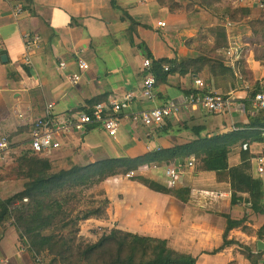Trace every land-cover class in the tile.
Segmentation results:
<instances>
[{
	"label": "crops",
	"instance_id": "1",
	"mask_svg": "<svg viewBox=\"0 0 264 264\" xmlns=\"http://www.w3.org/2000/svg\"><path fill=\"white\" fill-rule=\"evenodd\" d=\"M175 1L184 7L189 5V9L171 12L161 7L157 0H0V138L7 137L12 145L15 144L21 157L34 156L29 145L22 144L29 139L31 125L37 120L70 118L93 102L119 101L130 92L136 97L126 116L160 105L164 96L180 105L185 95L193 89L196 77L192 74L175 77L170 85L159 87L157 83L158 101L150 103L144 101L141 95L147 74L144 61L150 59L154 63L167 59L182 63L187 59H196L200 56L199 31L225 27L226 17L219 12L221 5L217 11H212L203 8L201 0ZM242 7L263 8L264 0H250ZM162 22L166 24L165 27L159 26ZM226 32L227 43L235 40L244 46L246 52L247 44H243V38L248 34L246 27L235 24ZM28 35L42 38L40 47L32 53V71L27 70L22 60L24 37ZM190 39H194L195 44L188 46L186 42ZM211 46L212 49L219 47L216 44ZM216 53L225 55L220 49ZM78 59L85 60L90 69L81 82L72 87L68 77L76 71ZM229 62L238 77L235 81L229 78L226 85L218 84L212 88L209 70L197 76L213 92L234 95L238 100L234 111L224 116L229 118L220 120L212 127L214 132L208 131L205 123L199 122L201 116L197 114H202L200 111L186 110L162 129L147 128L131 118H124L120 129L125 131L128 142L117 149L119 152L115 158L99 157L104 152L103 147L115 149L105 145L107 141L115 140L108 136L102 126L92 127L85 140L70 143L64 139L60 149L35 154L51 162L56 173L68 170L70 160L86 164L125 158L139 161L137 165H142L137 173L126 176L129 180L118 176L101 185L110 200L108 220L88 221L83 228L87 227L89 235L91 229L120 230L165 240L173 250L197 259L196 264H251L236 246L218 254L212 253L223 246L226 216L233 220L244 219L247 224V231L235 229L230 232L229 239L258 251L259 240L252 232L264 225V176L258 175L257 166L250 164L249 160L264 154V129L254 126L247 128V125L250 124L248 110L252 118L261 117L259 124L263 123L264 112L256 111L251 106L247 109L241 92V86L245 83L241 80L249 78L264 86V48L255 47L248 60L249 67L246 69L252 72V76L236 70L238 61ZM61 63H65L66 67L61 68ZM148 103L152 106H147ZM50 105L53 107L50 108ZM201 127L204 135L239 132L230 144L227 158L230 170L220 171L223 174L211 171L208 155L203 150L187 159L185 156H171L176 148L190 144L191 141L184 137L188 135V130L192 132ZM115 144L121 145L122 140ZM244 144L249 145V151L242 149ZM189 152L187 150L184 154ZM155 153H159L157 157ZM93 154L96 156L93 157ZM146 157L156 158L155 162L148 163ZM191 161L194 162L193 172L188 168ZM196 161H199L200 168H196ZM6 162L0 159V176L3 178L0 180L1 200L10 199L21 192L26 183L5 178L9 175L4 169ZM168 162L186 166L187 174L176 187L169 186L164 176ZM17 169L18 166L14 172ZM148 172L153 176L147 175ZM136 174L170 188L181 187L190 176L194 187L191 203L184 204L173 196L151 191L133 181ZM113 183H117L114 192L109 186ZM121 186L127 190L121 189ZM195 189H199L200 197H211L216 203L214 209L203 210L200 204L197 205ZM248 205L252 206L251 210ZM257 208L263 214L256 213ZM251 221L256 223L254 227ZM11 228L14 229L7 226L4 230L0 226V264H42L39 260L33 261L18 234L11 232ZM22 253L28 256L30 262L21 257ZM260 257L259 264H264V255Z\"/></svg>",
	"mask_w": 264,
	"mask_h": 264
},
{
	"label": "trees",
	"instance_id": "2",
	"mask_svg": "<svg viewBox=\"0 0 264 264\" xmlns=\"http://www.w3.org/2000/svg\"><path fill=\"white\" fill-rule=\"evenodd\" d=\"M157 1L161 7H166L171 12H183L189 9V5L184 7L175 0ZM223 2V0H201L200 5L212 11H217L221 5L219 12L222 17L225 16L234 25L243 24L246 27L248 34L243 38V44H247V48L243 59L237 62L236 70L252 76V72L246 68L249 67L248 60L252 56L253 49L255 47L264 48V7H234L229 4L223 5ZM198 42L200 43L198 44L200 56L196 59H187L182 63L167 59L154 61L153 75L158 87L170 85L175 77H185L189 74L197 77L206 70H209V82L212 88H216L218 84L226 85L229 78L232 81L236 80L238 76L235 75L229 59L222 53V55L216 53L219 47L228 42L225 27L201 29ZM193 44H195L194 39L186 42L188 46ZM212 44L219 46L218 49H212ZM241 81L256 89H262V86L252 79L243 78ZM246 106H248L247 109L250 108L248 104ZM251 116L248 110L250 124L247 128L254 126L264 129V120L262 124H259L261 117L254 119ZM238 133L235 131L226 135L213 136L204 135L202 127L192 132L188 130V135L184 137L191 141L190 144L176 148L171 156H185L187 159L203 150L208 155L211 171L230 170L227 159L230 144ZM187 150L190 152L184 154ZM158 154L155 153V157ZM40 157L34 154V156L19 158L18 169L14 174H9L5 178L10 179L15 175L16 180L26 181L24 189L10 199H0V226L4 230L7 223L15 227L21 244L27 249L34 262L41 259L43 264L197 263V259L192 256L170 248L165 240L120 230L106 232L93 243L85 241L80 236L83 223L90 220H105L108 216L110 200L105 191L102 190L98 194L92 191L109 179L137 173L142 166L137 165L139 161L124 158L81 164L76 160H70L68 170L56 173L51 162ZM155 159L146 157L145 161L152 164ZM1 179L3 180L2 176H0ZM133 179L151 191L173 196L184 204L191 203L194 187L190 176H187L184 184L178 188H170L138 174ZM251 208L252 206L248 205V209L251 210ZM255 212L263 214L259 208ZM225 219L227 228L223 237V246L212 254H218L227 248L236 246L251 264H259L260 256L264 253L257 255L258 251L254 247L229 239L230 232L235 229L242 228L247 231L245 220H233L230 216H226ZM252 234L258 240L264 241V225Z\"/></svg>",
	"mask_w": 264,
	"mask_h": 264
},
{
	"label": "built area",
	"instance_id": "3",
	"mask_svg": "<svg viewBox=\"0 0 264 264\" xmlns=\"http://www.w3.org/2000/svg\"><path fill=\"white\" fill-rule=\"evenodd\" d=\"M234 7H242L250 0H223ZM262 5V3H261ZM228 18L225 21L226 29L233 27ZM159 26L165 27V23H160ZM25 52L22 60L28 71L34 70L32 53L40 47L42 38L37 35H28L24 37ZM225 56L236 63L240 61L245 53V48L242 44L233 40L219 48ZM61 68L66 67L65 63L60 64ZM146 69V77L144 79L141 95L144 101L155 103L158 101L156 92V78L153 75V62L150 59L144 61ZM89 64L83 60H77V69L68 77L70 86L78 85L84 75L89 71ZM241 92L244 94L243 103L248 104L256 111L264 112V86L262 89L251 87L245 83L241 86ZM136 95L132 92L126 94L123 99L110 103H97L92 106H87L84 111L73 115L70 118L55 119L44 118L33 122L29 132V139L22 144L29 145V150L35 154L50 153L61 148L64 139L70 143L85 140L89 135L92 127L102 126L108 136L118 142L117 136L122 126L123 119L131 118L134 122L141 123L144 127H155L162 129L168 126V122L181 112L186 110L200 111L204 116H215L223 113H231L238 106V100L234 95H224L213 92L207 83L200 77L193 80V89L187 93L183 102L178 105L172 100L164 96L160 105L140 112L132 113L131 116H126L127 109L134 102ZM53 106L50 105V108ZM242 149L249 151V145L244 144ZM18 147L12 145L7 137L0 138V159L3 161L13 162L18 165L20 158ZM250 164L257 166L259 176H264V154L257 159H250ZM16 165V166H17ZM194 167V162L191 161L188 165L190 170ZM186 166L182 164L169 163L164 168V176L169 186L176 187L181 180L186 176Z\"/></svg>",
	"mask_w": 264,
	"mask_h": 264
},
{
	"label": "rangeland",
	"instance_id": "4",
	"mask_svg": "<svg viewBox=\"0 0 264 264\" xmlns=\"http://www.w3.org/2000/svg\"><path fill=\"white\" fill-rule=\"evenodd\" d=\"M223 5H227V3H224ZM97 103H99V102H93V105H95ZM147 106H152V104L148 103ZM227 115H228L227 113H223V114H219V115H215V116H208V117H206L203 114H199V113L197 114V116H201V117H199V122L200 123H205L208 126V131H213V132L215 130H212V127L215 126L216 124H218V122L220 120L225 119V118H229V117H224V116H227ZM119 139L122 140V144L121 145L115 144L116 141L115 142L113 141L114 143L112 141H107L105 143V145L108 144L110 146H113L115 149H112L109 146L103 147L104 152H103V154L99 155V157H111V158H115L116 155H118L117 153L119 152L117 149L123 148L125 145H127V142H128L126 140V133H125L124 130H121V129L119 130V133H118V136H117V140L119 141ZM116 146H117V148H116ZM255 155H257V154H255ZM95 156L96 155L93 154V157H95ZM13 162H6L5 163L4 169H6V174H14V170H15L17 164H15ZM198 163H199V161H196V168H200L198 166ZM193 169L194 168H192L191 172H193ZM220 173L223 174L224 172H220ZM147 175L153 176V174L152 173H149V172L147 173ZM205 176L206 175H202V177H205ZM146 177H148V176H146ZM120 178L129 180L127 177H120ZM13 179L16 180L15 175L12 178H10L9 180H13ZM115 184H117V183H113L112 185H109L112 192H114L116 190ZM102 189L103 188L100 186L99 188L94 189L92 192L95 193V194H98L100 191H102ZM121 189L127 190V188L126 187H123V186H121ZM198 190L199 189H195V195L197 196V198L195 199V202H197V205L200 204L202 206L203 210H206V209H210V210L211 209H214V206H216V203H214V201L211 199V197H206V196L200 197L198 195V192H197ZM250 203H253V202H250ZM105 220H108V216H107V218ZM92 222L94 223L95 221H92ZM251 222H252L251 224L254 227V224H256V223H254L253 221H251ZM87 224H88V222H85V223L82 224V231H81V234H80V236L83 239H85V241H90V242L93 243V242L99 240L106 232H110V231H106V230H105L106 231L105 232V231H103V229H101L100 231L95 230V229H91L92 230L91 231V235H89L87 233V227L86 228H83V226L85 227ZM7 226H8V229L10 227H12L10 225V223H7ZM15 230H16L15 227H14V229L11 228V232L17 234V232ZM93 230H95V231H93ZM15 234L13 236L16 239ZM86 234L88 235V237H87ZM21 250H22V246H21ZM21 257L26 258L30 262V260L28 259V256L25 255L24 253L21 254ZM39 262L42 263L41 262V259H39ZM233 264H239V263L238 262H235Z\"/></svg>",
	"mask_w": 264,
	"mask_h": 264
},
{
	"label": "water",
	"instance_id": "5",
	"mask_svg": "<svg viewBox=\"0 0 264 264\" xmlns=\"http://www.w3.org/2000/svg\"><path fill=\"white\" fill-rule=\"evenodd\" d=\"M257 249H258V251H260L261 253H264V242H263V241L259 240V241L257 242Z\"/></svg>",
	"mask_w": 264,
	"mask_h": 264
}]
</instances>
